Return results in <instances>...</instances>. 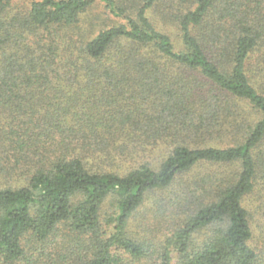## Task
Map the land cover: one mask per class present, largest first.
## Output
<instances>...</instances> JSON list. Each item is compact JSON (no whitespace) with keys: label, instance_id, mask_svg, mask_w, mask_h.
Listing matches in <instances>:
<instances>
[{"label":"trees","instance_id":"obj_1","mask_svg":"<svg viewBox=\"0 0 264 264\" xmlns=\"http://www.w3.org/2000/svg\"><path fill=\"white\" fill-rule=\"evenodd\" d=\"M260 213L264 0H0V264H264Z\"/></svg>","mask_w":264,"mask_h":264},{"label":"rangeland","instance_id":"obj_2","mask_svg":"<svg viewBox=\"0 0 264 264\" xmlns=\"http://www.w3.org/2000/svg\"><path fill=\"white\" fill-rule=\"evenodd\" d=\"M97 12H101L100 10H96ZM96 11H94V13H97ZM261 216L258 217V219L260 220V222L262 220H264V215L260 213ZM258 228V227H257ZM257 228L255 229V233H259V230H257Z\"/></svg>","mask_w":264,"mask_h":264}]
</instances>
